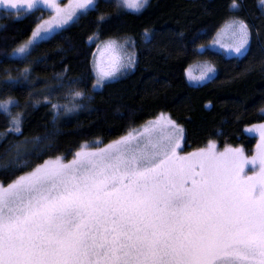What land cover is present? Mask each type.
<instances>
[{
  "label": "snow or ice",
  "instance_id": "6c2138e0",
  "mask_svg": "<svg viewBox=\"0 0 264 264\" xmlns=\"http://www.w3.org/2000/svg\"><path fill=\"white\" fill-rule=\"evenodd\" d=\"M97 3L0 0L17 15L41 4L55 13L41 20L12 54L27 60L36 43L55 30L53 25L78 19ZM146 4L119 0L116 7L139 11ZM229 7L239 10V0H231ZM104 19L101 14L98 23ZM251 34L245 20L232 17L217 35L227 36L225 46L241 54ZM124 49L108 40L99 58L94 54L93 88L133 65L134 54ZM197 67L199 75L189 71L190 80L210 79L216 72L208 62ZM29 71L25 67L22 75ZM72 95L91 99L79 90ZM18 104L12 98L0 101V110L11 116L4 135H22V113L10 111ZM81 106L73 103L72 108ZM51 107L53 120L72 110ZM249 131L259 135L251 157L227 145L217 150L212 142L206 149L178 151L183 128L164 113L103 147L85 142L71 159L49 155L29 165L16 145L17 157L0 161V171L12 177L0 180V264H264V123ZM42 139L47 138L34 141Z\"/></svg>",
  "mask_w": 264,
  "mask_h": 264
},
{
  "label": "trees",
  "instance_id": "16d2710c",
  "mask_svg": "<svg viewBox=\"0 0 264 264\" xmlns=\"http://www.w3.org/2000/svg\"><path fill=\"white\" fill-rule=\"evenodd\" d=\"M117 3L98 0L94 10L35 45L27 60L12 58L13 49L49 14L0 11V101H18L10 111L22 113V135H4L11 116L0 112V161L17 157L16 145L19 158L29 165L49 155L71 159L85 142L103 147L161 113L182 126L184 153L206 149L212 142L217 150L227 145L252 154L257 138L248 136L246 129L264 122L260 0H239V10L230 9L231 0H147L137 13L116 7ZM101 14L105 19L98 23ZM232 17L245 20L252 29L247 53L231 59L212 51L199 53ZM108 40L134 46L137 65L95 90L94 54ZM202 62L212 64L217 76L202 86H191L186 73ZM25 67L30 69L27 77L22 75ZM74 90L91 99L74 98ZM53 103L82 106L61 111L53 120ZM35 137L47 139L37 143ZM48 144L50 148L37 159ZM11 178L0 171V180Z\"/></svg>",
  "mask_w": 264,
  "mask_h": 264
},
{
  "label": "rangeland",
  "instance_id": "374dc122",
  "mask_svg": "<svg viewBox=\"0 0 264 264\" xmlns=\"http://www.w3.org/2000/svg\"><path fill=\"white\" fill-rule=\"evenodd\" d=\"M117 1L119 2V0H117ZM57 2L60 3V4L63 6V5H67V4L69 3V0H57ZM262 7L264 8V5H262ZM124 8H125L126 10H128V11H130V12H134V13L140 12V11L143 9V8H142L141 10L136 11V10L131 9V8H127V7H124ZM34 10H43V11H46V12L49 14V15H48L45 19H43V20H47V19H49V17H51V16H53V15L55 14L52 10L49 9V7H47L46 5H42V4L39 5V6H37V8H34V9L24 10V9L22 8L20 12H31V11H34ZM0 11L9 12V13H16V11H15L14 9H8V10H5V9H4V6H2V5H0ZM89 11H90V10H89ZM89 11H87V13H88ZM83 15H84V14L79 15L78 19H79L81 16H83ZM78 19H74L73 21H70V22H68L67 24L62 25V26H59V27H57L56 25H53V28H54L55 30H54V31H51V30H50V31L48 32V34H47L42 40H39V41L36 43V45L39 44V43H41V42H43V41H46V40L50 39V38H51L53 35H55L56 33H58V32H60V31H62V30H64V29L70 27V26H71L74 22H76ZM223 28H224V27H223ZM220 31H221V30H220ZM220 31H219V32H220ZM217 34H218V33H217ZM214 40H219L220 42H219V43H213ZM251 41H252V34H251L250 42H249V45H248V50H249V48H250ZM228 43H230V40H229V38H228L227 36H218V35H216L215 38H214V39H213V40H212L207 46L200 47V48L198 49V51H199V53H204V52H207V51L217 52V53H220L221 55H223L225 58H228V59H231V58H240L242 55H244L245 53H247V52H244V53H241V54H237L233 49H230L229 47H226V46H225V45L228 44ZM103 47H104V44L101 45V46L98 48V51H97L96 54H95L97 58H99L100 53H101V51L103 50ZM124 50H125L126 52H128V53H133V54H134L135 59H134V63H133V65H132L131 67H128V68L122 69L120 75H118L114 80H107V81H105L104 84H105V83H108V82L115 81V80L119 79L120 77L126 75L127 73L133 71V70L136 68L137 60H138V55H137V51H136V49L134 48V46H130V45L128 44V45H125V49H124ZM248 50H247V51H248ZM11 57H12V58H16V59L21 58V57H19V56H17V55H13V54H11ZM202 63H203V62H202ZM198 64H199V63H197V64L191 66V67L188 69L187 73H186V77H187V81H188V83H189L191 86H194V87L202 86V85L206 84L207 82L213 80V79L217 76V70H216L215 74H210V76H211L210 79H205V80H202V81L190 80V79H189V76H188V72H189V71H190L193 75H199V68L197 67ZM215 69H216V68H215ZM94 73H95V79H96V72H94ZM104 84H103V85H104ZM102 87H103V86H102ZM102 87L95 88V90H101ZM12 107H13V106H10V109H11ZM0 112H3V111L0 110ZM3 113H4V112H3ZM155 120H156V119H154V120H152V121H155ZM263 123H264V122H263ZM147 124H148V123H147ZM147 124H145L144 126H146ZM259 125H260V124H259ZM142 127H143V126H142ZM142 127L139 128V129H137V130H135V131H133L132 133L135 134V132L138 131V130H140V129H142ZM250 128H252V126L249 127V128H247L245 133H246L248 136L256 137V138H257V143H258V142H259V135H258V133L250 132V131H249ZM165 131H167V130H165ZM183 145H184V132H183L182 139H181V148L178 149V151L183 150ZM255 149H256V147H255ZM255 149H254V151L252 152V154H246L245 152H244V153H245L246 156L251 157L252 155L255 154ZM249 167H252V166L250 165Z\"/></svg>",
  "mask_w": 264,
  "mask_h": 264
}]
</instances>
